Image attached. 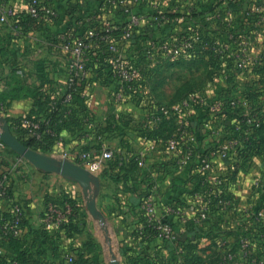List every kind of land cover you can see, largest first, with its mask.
I'll list each match as a JSON object with an SVG mask.
<instances>
[{
	"label": "crops",
	"instance_id": "crops-1",
	"mask_svg": "<svg viewBox=\"0 0 264 264\" xmlns=\"http://www.w3.org/2000/svg\"><path fill=\"white\" fill-rule=\"evenodd\" d=\"M49 3L59 14L53 22L30 27L10 24V27L0 29L1 49L9 53L7 57H0L5 67L0 70V95L8 96L13 78L25 86L24 78L33 77V80H43L34 90L36 96L51 100L62 98L67 89L66 72L72 58L59 49V37L64 34L83 37L91 47V77L90 82L82 85L78 95L80 102H74L75 117L70 119L57 114V119L53 120L47 115L49 106L38 103V99L30 95L1 102L0 113L4 115L0 117L7 120L16 138L23 132L16 127L22 120L30 118L39 122L38 152L57 160L68 159L83 166L80 153L100 152L97 133L106 137L111 148L128 152V159L124 165L116 163L93 173L100 179L96 203L106 220L102 224L89 212L78 183L57 173L37 169L27 160L9 153L8 147L0 153V182L6 183L15 196L28 203L25 241L30 249V260H39L42 264H111L113 259L120 264H221L229 251L239 250V236L253 229L255 214L264 210V128L254 162L227 174L214 166L207 174L209 180L222 176V193L236 201V210L223 211L213 205V214L202 220L199 216L214 199V191L201 185L196 162L178 166L176 159L167 152L165 140L175 133L178 120H163L157 107L166 102L175 103V96L207 89L228 97L244 95L264 112V63L255 65L258 56L264 54V35L253 31L250 28L253 26L244 25L248 10L244 8L239 13L228 10L226 14L232 20L237 16L240 18L241 25L233 28L207 21L206 15L212 10L197 0H194L196 14L191 17L187 16L179 0H146L141 12L143 24L125 40L122 34L128 16L118 14L110 15L109 20L101 18V0H49ZM7 5L18 19L27 13L26 0H7ZM163 11L167 20L156 25L151 20ZM106 22L109 24H103ZM189 30L202 31L206 37L215 38L214 44L251 41L252 47L246 55L248 67L244 78L238 81L243 87L233 85L236 80L233 74L229 84L216 74L214 68L227 72L236 70L235 64L225 60L216 63L210 56L200 58V54L177 60H158L154 64L146 61L143 49L150 39H163ZM261 30L264 32V28ZM96 31L107 35L108 42L90 37ZM113 43L122 44L120 56L138 66L142 74L136 88L123 95L112 68L113 54L107 47ZM32 66L34 69L30 68ZM170 81L174 83L169 84ZM164 82L173 89L172 97L167 100L164 99ZM57 85L58 94L54 90ZM225 111L216 120L232 121L236 112ZM243 111L248 113L249 109ZM121 117L126 119L125 126L120 125L119 130L112 131L115 128L113 121ZM190 122L199 137L198 151L208 153L212 141L205 135L201 119L192 113ZM152 141L157 143L154 151L149 148ZM140 152L146 155L143 165L136 156ZM258 182L259 186L256 185ZM148 197L155 203L157 217L172 223L175 241L166 243L157 237L150 240L143 237L139 212H144L143 202ZM67 199H72L76 206L74 215ZM170 206L185 214L178 216L168 212ZM48 208H56L61 214L70 208L64 224L68 225L71 219V225L69 223L67 229L62 226L47 228L45 214ZM9 210L10 203L6 199L0 211ZM254 241L256 253L264 252V241ZM4 250L6 259H17L9 244ZM66 255L71 256V260H64Z\"/></svg>",
	"mask_w": 264,
	"mask_h": 264
},
{
	"label": "built area",
	"instance_id": "built-area-1",
	"mask_svg": "<svg viewBox=\"0 0 264 264\" xmlns=\"http://www.w3.org/2000/svg\"><path fill=\"white\" fill-rule=\"evenodd\" d=\"M164 1V0H162ZM172 1V0H167ZM27 12L33 18L51 23L58 18V11L47 0H26ZM186 10L187 16L194 15V0H179ZM103 13L101 18L109 20L110 15L122 14L128 16L127 25L124 27L122 36L125 40L131 38L135 28L143 24L141 12L146 4V0H101ZM260 11V10H257ZM261 21L264 22V12H260ZM15 16L14 10L7 5V0H0V26L10 25ZM222 17L220 11L209 12L206 19L209 22L219 20ZM230 15H227L229 18ZM167 17L164 12H159L151 20L156 25L164 24ZM108 22V21H107ZM103 23L108 25L109 23ZM90 37L100 38L102 42H108L107 35L102 32H93ZM233 38V36H231ZM59 49L72 58V61L66 72V93L65 95L53 102V107H57L59 102L68 115L74 109L73 96L79 95L82 83L90 82L91 72L89 67L90 44L86 38L64 34L59 37ZM113 54L112 68L116 77L120 81V94L126 91L134 90L141 79L142 74L138 66H134L130 61L120 56L122 44L107 45ZM250 40H235L228 45H220L210 42L202 36L201 31L189 30L185 33L168 36L163 39H150L143 49V56L150 64L158 60H177L183 56L198 53L199 50H210L216 53L215 60H225L235 64L236 70L230 72L236 77L233 85L239 86L238 81L244 78L245 69L248 67L246 55L251 49ZM190 54V55H191ZM249 60V59H248ZM264 63V54H260L255 65L262 66ZM237 65V66H236ZM227 71L222 70L220 73L222 80L228 84L232 82V76ZM243 87V86H239ZM249 109V112H242L243 109ZM158 114L163 120L177 118V128L175 133L165 140L167 152L176 159L178 166L191 162L197 163V171L200 176L201 185L214 191V199L209 201L208 207L200 214L202 220L208 219L213 214L211 207L217 206L219 210L228 211L236 210L237 203L233 199L227 198L222 193V176L209 180L208 172L214 166L221 169V173H232L241 165L252 163L256 160L260 150V134L264 128V112L256 108L254 101H249L243 95L241 98L236 96L228 97L216 91L201 90L188 94V96L176 105H161L157 107ZM225 110L236 112L232 121L223 119L216 120V117L223 115ZM192 113L197 114L201 119V124L205 130V135L212 141L208 153L198 151L199 137L194 132L190 122ZM158 123L160 121L157 120ZM22 130L20 136L21 142L25 140L40 138V123L32 119H24L17 126ZM23 128V129H22ZM96 139L100 142L101 149L96 152H82L80 159L84 168L92 173H97L115 162L118 165H124L127 161V153L111 148L106 143V137L97 133ZM157 143L152 141L149 148L156 150ZM7 146L0 140V153ZM132 156V154H131ZM140 165L144 164L143 158L145 153L136 154ZM257 186L260 185L258 182ZM8 188L6 183L0 182V207L8 197ZM21 199V198H20ZM24 199L19 200L12 208V217L4 220L0 227V243L6 238L24 239L28 235L26 226H24ZM144 212L147 223L156 232L157 238L166 243L175 241L174 227L171 222L158 218L155 210V203L150 197L144 200ZM245 209V208H244ZM167 211L178 216L185 214L184 211L168 207ZM71 212L70 208L61 214L56 208H48L45 214L47 228L62 226L67 220V215ZM67 214V215H66ZM253 229L239 236L237 247L238 251H229L221 264H264V252L256 253L255 239L264 241V210L255 214L252 220ZM144 230V225L140 227ZM142 233V232H141ZM0 256H5L4 247L0 246ZM64 260H71V256L66 255ZM9 264H19L13 260ZM34 264H41L40 262Z\"/></svg>",
	"mask_w": 264,
	"mask_h": 264
},
{
	"label": "trees",
	"instance_id": "trees-1",
	"mask_svg": "<svg viewBox=\"0 0 264 264\" xmlns=\"http://www.w3.org/2000/svg\"><path fill=\"white\" fill-rule=\"evenodd\" d=\"M47 2L49 3V0H47ZM100 12L103 13L102 4L100 7ZM255 18H258V14H253L252 18H250V20H247L244 25H249V27L254 26L256 24ZM20 23L25 27L39 26L41 24H45L44 21H40V20L33 18L30 14H28V12L25 15L20 16L19 19L16 16H14L10 26H18ZM10 26L2 25V26H0V28L10 27ZM98 32H100V31H98ZM97 40L100 41L101 39L97 38ZM210 42H213V41H210ZM0 54L6 55L7 52L2 50ZM89 54H90V51H89ZM212 60L216 63L219 62V61L215 60V57L212 58ZM228 73L231 74L230 72H228ZM83 84L84 83H82V85ZM11 85H12V90H10V93L8 94V96L7 95H3V96L0 95V102L5 103L7 100H16V99L22 98L24 95H25L24 98H26V97H28V95H31L35 99H38L37 100L38 103L49 106L50 112H47V115L49 116V118L56 120L57 114L61 115L62 117L64 116V117H67L70 119L75 117L74 116V109H73L72 113L70 115H68L64 106H62L59 102L57 103L58 105L56 108L53 107V102H55L56 100H59L60 98L51 100L48 97H38V96H36V94H34V92H35L34 90H32V93H30L29 89L26 86H22L21 81L18 79L13 78L12 82H10V86ZM82 85H81V90H82ZM72 101H73V103L76 101L80 102V100L78 99V95L73 96ZM226 112L227 111H225V113ZM61 116H59V117H61ZM28 119H30V118H28ZM113 122L114 123L112 125H114L115 128L112 129V131H117V130H119L120 125H121V127L125 126L126 119L121 117L120 119H115ZM40 133H41V131H40ZM18 138L20 139V136ZM39 142H40L39 140H35V139L23 141L24 144L28 145L30 148L37 150V151H40L39 150ZM9 153L14 155L15 157H18V155L11 150H9ZM116 163L117 162H115L112 165H115ZM8 192H9V194H8L7 199H8V202L10 203V210H9V212L0 211V227L4 224V220L10 219L12 217V208H13L14 204H16L19 200H21L20 198L15 196L12 189L8 188ZM71 200L72 199H67L66 202H69V204H71V208H72L73 215H74V213H76L77 211H76V206H75L74 202H71ZM27 209H28V203L25 202L24 203V221H23L24 226H26V211H27ZM71 216H70V218H71ZM139 216H140V221H141L142 225H144V230L141 231L143 234V237H146L149 240L152 238H155L157 236V234L152 229V227L148 225L145 213L143 211H140ZM71 221L72 220L70 219L69 223ZM69 223H68V225H67V223L63 224L61 228L67 229V227H69L71 225V223H70V225H69ZM42 233L44 236H47V232L43 231ZM25 239L26 238H24L22 240L21 239H15V238H6L2 242V244L0 243V246L5 248V245L9 244L17 256V259H14V260L18 261L19 264H34V263H38V262H40L42 264V262L39 260H36V261L30 260L31 259L30 255H29L30 249H29V246L27 245V241H25ZM11 261H13V260H9V259H6L4 256H0V264H9Z\"/></svg>",
	"mask_w": 264,
	"mask_h": 264
},
{
	"label": "water",
	"instance_id": "water-1",
	"mask_svg": "<svg viewBox=\"0 0 264 264\" xmlns=\"http://www.w3.org/2000/svg\"><path fill=\"white\" fill-rule=\"evenodd\" d=\"M0 140L14 153L27 160L37 169L47 173H57L71 181L78 183L84 192L86 205L91 215L102 224L105 217L97 207V196L100 191V179L88 169L68 159L57 160L46 154L38 152L21 142L12 133L5 118L0 117ZM111 264H120L113 259Z\"/></svg>",
	"mask_w": 264,
	"mask_h": 264
},
{
	"label": "rangeland",
	"instance_id": "rangeland-1",
	"mask_svg": "<svg viewBox=\"0 0 264 264\" xmlns=\"http://www.w3.org/2000/svg\"><path fill=\"white\" fill-rule=\"evenodd\" d=\"M197 1H199L201 3V5L206 3L210 7V10H212L211 12L220 11V13L222 14V17L219 20L213 21V23L216 22L217 24H219L218 26L227 25L228 27L232 26L234 28V26H237L238 24L241 25L240 18L238 16L236 18H234L233 20H232L231 16L229 18H227L226 13L228 12V10H230V11H234V10L236 11L237 10L236 13H239L240 11H242L245 8L246 10H248L247 20H250V18H252L253 14H258V18H255L256 24L250 28L253 31L259 32L260 35H262V34L264 35V32H262V30H261L262 28H264V22L261 21L262 18H261V14H260V12H264V0H197ZM257 10H260V11H257ZM196 11H197V6L194 9V12H195L194 14H196ZM201 34L203 37H205L206 40L208 39V41H214L215 42V38L206 37L202 31H201ZM216 41L218 42L219 39L217 38ZM1 46L2 45L0 44V53L3 50V49H1ZM121 48H122L121 50L123 51V47H121ZM200 54H201L200 58H202V59H206L207 56H210L212 59L217 55L216 53L210 52V50H208V51L207 50H199L198 53L191 54V55H200ZM7 56H9V53H7L6 55L2 54L0 57H7ZM2 68H5V67H4V65H2V61L0 60V70ZM30 68L34 69L33 66ZM214 69H215L216 74H220L222 72V70L220 68L219 69L214 68ZM14 70L16 71L15 68H14ZM0 72H2V71H0ZM202 81L203 80H200V82H202ZM42 82H43V80L42 79L38 80V78L36 80H33V77L24 78L25 86L29 89L30 93H32V90H37V88L39 87V85ZM172 83H174V81L169 82V84H172ZM165 84H166V82H164V99L167 100V99H170L172 97V95H173L172 90L173 89H172L171 85L166 86ZM54 90L56 91L55 93L58 94L59 85H57L54 88ZM193 92H195V91L188 92L184 96H182V94L175 96L176 98H173V101H175V103L171 104V102H166L167 103L166 105L171 106V105L179 104L188 96V94L193 93ZM0 104H1V102H0ZM0 115H4V114L0 113ZM25 141H28V140H25ZM17 158H22V157H20L18 155Z\"/></svg>",
	"mask_w": 264,
	"mask_h": 264
}]
</instances>
